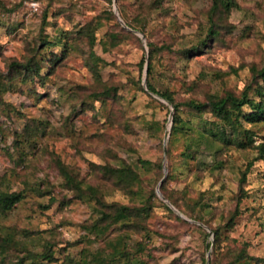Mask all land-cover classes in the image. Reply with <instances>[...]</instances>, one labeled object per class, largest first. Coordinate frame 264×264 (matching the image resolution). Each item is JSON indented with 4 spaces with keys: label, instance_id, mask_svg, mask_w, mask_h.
<instances>
[{
    "label": "rangeland",
    "instance_id": "1",
    "mask_svg": "<svg viewBox=\"0 0 264 264\" xmlns=\"http://www.w3.org/2000/svg\"><path fill=\"white\" fill-rule=\"evenodd\" d=\"M32 58L34 76L21 65ZM263 67L264 0H0V190L24 191L0 210V236L34 253L55 244L46 259L0 254L21 264H264V114L248 117L256 108L244 104L232 125L185 105L245 90L264 102ZM55 159L100 201L146 211L107 225ZM124 163L138 180L119 188L104 165Z\"/></svg>",
    "mask_w": 264,
    "mask_h": 264
},
{
    "label": "trees",
    "instance_id": "2",
    "mask_svg": "<svg viewBox=\"0 0 264 264\" xmlns=\"http://www.w3.org/2000/svg\"><path fill=\"white\" fill-rule=\"evenodd\" d=\"M227 0H220L221 4H224V2ZM216 3V0H215ZM45 44H47L46 41H44ZM151 45V43H149ZM142 63L145 62L144 58L141 60ZM23 66L24 71H27L31 76H34L33 74H39V72H35V68H38L39 64L38 61L34 60L33 58L31 60H27L25 63L21 64ZM34 70L35 73L29 72ZM149 72V69H148ZM259 75L264 78V67L259 70ZM147 89L148 91H153L155 93L160 94L163 98H166L169 101H172L170 96L166 92H159L157 91L152 84L147 82ZM108 93L107 88L104 89L101 92H96L93 94V96L98 99L100 96H103V94ZM244 104H250L253 106V108H256V111L253 112L252 114H249L248 117H258L260 114H264V102L258 101V102H253L252 99L248 98L247 96V90L242 92L241 96H234L233 94H227L224 97H217L215 99H210L208 102H198L195 100H188L185 101V105L194 108L196 110H202L206 107H210L211 111L216 113L217 116L225 121H229L234 125L238 120V116L240 113V109ZM175 109H178L179 104H174ZM176 116L174 117V121H176ZM175 126L173 124L171 134L174 133ZM169 142V141H168ZM167 154H168V148H167ZM259 155L262 157L264 155V144H260L259 147ZM140 163L143 165H150L152 162L150 160H145V159H140ZM56 166L59 169L60 175L64 179L65 185L73 189L77 195L82 196H87V197H92V198H97L96 193L93 191L92 188H87L82 186V181L80 178L76 176V174L73 172V169L64 163L60 159H55ZM107 166L105 171L103 172L105 177L112 179L114 184L119 187V188H128L132 183L137 181L138 179V174L137 172L128 164L124 163L119 166H109V165H104ZM161 166V164H160ZM242 177H245V172L242 173ZM38 190L39 188L36 187ZM24 197V191L23 190H14V191H4L0 190V210L2 212H5L9 209H11L16 203H18L22 198ZM167 198L171 200V202L175 205L176 200L172 198L170 195H166ZM97 203L99 204V213L101 214V218L104 220L106 219V224L110 225L112 223L116 224L118 223L119 219L123 217H134V216H139L141 215L144 211H146V206L144 207H135V206H130L127 204H120L118 202H103L100 201V199L97 198ZM137 223V222H136ZM26 231V230H25ZM19 244L16 243L15 241H12L10 239L5 238L4 236H0V250L2 249H17L19 250H25L28 255H31L35 258H48L49 254L53 252L52 246L55 245L53 241L47 240L46 241V251L47 252H39V253H34L30 252L26 248H23L22 246H18ZM13 254L10 253V251H7L4 255L0 254V264H21L22 258L19 261H13L12 260ZM243 255L238 254L236 255V259H240ZM106 257H101V262L99 264H111V263H106L105 259ZM110 258V257H108ZM33 264V263H31ZM84 264H87L85 262ZM92 264H97L96 262H93Z\"/></svg>",
    "mask_w": 264,
    "mask_h": 264
},
{
    "label": "water",
    "instance_id": "3",
    "mask_svg": "<svg viewBox=\"0 0 264 264\" xmlns=\"http://www.w3.org/2000/svg\"><path fill=\"white\" fill-rule=\"evenodd\" d=\"M159 191V190H158Z\"/></svg>",
    "mask_w": 264,
    "mask_h": 264
}]
</instances>
